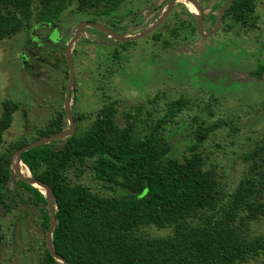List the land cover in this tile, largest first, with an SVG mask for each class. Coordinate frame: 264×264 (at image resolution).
Returning a JSON list of instances; mask_svg holds the SVG:
<instances>
[{"label":"trees","instance_id":"1","mask_svg":"<svg viewBox=\"0 0 264 264\" xmlns=\"http://www.w3.org/2000/svg\"><path fill=\"white\" fill-rule=\"evenodd\" d=\"M228 1L223 0L221 6ZM124 2L0 0V42L27 26L32 28V23L52 27L74 6L80 13L101 10L100 15L109 17ZM256 2L235 0L225 10L222 32L229 33L237 27L255 28ZM189 19L187 27L173 28L172 37L177 43L187 38L183 34L197 33L198 18L190 14ZM217 20L213 17L214 24ZM118 23L112 24L114 32ZM160 37L157 32L152 35L155 41ZM71 39V35L63 36V42ZM210 48L198 58L201 75L189 77L195 85L206 71L220 69L224 64ZM263 76L264 64H258L253 77L262 80ZM186 105L184 98L175 100L163 116L150 120L141 119L142 107L124 110L122 127L117 122L116 104L106 102L90 118L88 129L82 128L87 115L73 112V136L23 153V173L28 169L35 180L53 192L57 221L53 245L59 257L68 264H264V234L247 233L251 225L264 221V160L260 156L264 147L247 157L253 163L249 176L239 182L233 193L226 194L217 172L207 166L201 152L214 127L197 125L194 144L186 149L187 155L176 157L172 152L170 135L178 127L176 119ZM20 108L13 101L2 103L0 209L5 214L12 209L9 186L16 181L42 210L43 228L48 232V201L39 189L14 174L13 159L28 144L66 131L68 118L65 109L61 110L44 130L36 132V137L20 139L3 152L4 135ZM74 167L77 177L90 173L105 194L82 183L74 184L70 178ZM119 190L123 195L118 194ZM148 228L170 229L171 234L152 237L145 233ZM42 254L40 264H60L46 246Z\"/></svg>","mask_w":264,"mask_h":264},{"label":"rangeland","instance_id":"2","mask_svg":"<svg viewBox=\"0 0 264 264\" xmlns=\"http://www.w3.org/2000/svg\"><path fill=\"white\" fill-rule=\"evenodd\" d=\"M199 1L203 8V31L208 35L217 26L213 17L219 18L223 0ZM169 2L125 0L109 17L100 15L101 10L80 13L74 6L52 27L32 23V28L27 26L1 41L0 114L3 102L13 101L21 107L4 135L1 150L6 151L20 139L36 137L38 130H44L64 110L69 83L66 56L71 40L63 42V36L73 38L82 22L101 24L111 30L112 24L119 22L115 28L119 36H137L161 18ZM256 3L255 28L237 27L227 33L222 32V22L212 36L202 38L197 30L196 34H183L187 38L178 43L172 37L173 28L187 27L189 15L197 17L195 13H199L188 1L176 3L155 31L161 35L159 41L152 38L153 33L141 40L119 43L101 31L86 28L73 52L76 83L72 110L87 115L82 128L90 127V118L106 102L116 104L117 122L123 127L124 110L142 107V120L158 119L167 112L170 103L184 98L188 105L176 119L178 127L170 135L173 154L187 155L186 149L194 144L193 132L197 125L214 127L201 152L207 166L217 172L225 193H233L239 182L250 174L253 163L247 157L264 147V76L262 80L253 77L258 64H264V0ZM167 41L171 43L168 46ZM210 47L224 64L220 69L206 71L195 85L189 77L201 75L198 58L204 51H210ZM115 55L119 57L116 60ZM24 62L38 67L39 74L28 76L22 67ZM260 156L264 160V152ZM261 164L264 166V162ZM76 170V167L70 170L74 184L82 183L105 194L90 173L77 177ZM9 187L12 209L6 214L0 209V264H40L48 236L43 228V212L16 181ZM145 233L166 237L171 230L148 228ZM247 233L264 234V221L251 225Z\"/></svg>","mask_w":264,"mask_h":264},{"label":"water","instance_id":"3","mask_svg":"<svg viewBox=\"0 0 264 264\" xmlns=\"http://www.w3.org/2000/svg\"><path fill=\"white\" fill-rule=\"evenodd\" d=\"M179 1H182V0H170V2L168 4V9L166 10L165 13L162 14L161 18L155 24L152 25L151 27H149V29L146 30L145 32H143L137 36H133V37H128V38L121 37L116 32H114L113 30H111V29H109L106 26L101 25V24H96V23H91V22H82L80 24V26L77 28V31L74 33V36L71 39V41L67 47L66 58H67V66H68V72H69L70 79H69V83H68V86L66 89V100H65L64 109H65V112L67 114V118L69 121V128L64 132H61V133L55 134L53 136L46 137L44 139H40V140H37V141H34V142L28 144L27 146L20 149L17 152L15 159H13L14 160L13 161L14 174L20 180L27 182L31 186H33L32 185L33 183L39 184V186H41L43 189H45L46 194H43L42 192L41 193L46 197V199L48 201V207H49V213H50V219H51L50 227H49V231H48V236H47V249H48L49 253L60 264H68V263L63 258L59 257L56 254L55 249H54V245H53V232H54L56 224H57L56 216H55L56 210H55V205H54L53 192H52L51 188L49 186H47L46 184L35 180L33 177H31L30 179H27L19 173V171H18L19 166H20V164H23L22 155H23V153L28 152L30 150H33L37 147L48 145V144L56 142V141L64 140V139L71 137L75 134L76 125H75V121H74V117H73V110H72V91H73L75 83H76L73 52H74L75 45L77 44V42L80 39L83 31L86 28L101 31V32L107 34L108 36L113 37V39L120 41L122 43L134 42L137 40H141V39H144V38L150 36L151 34H153L166 21V19L170 15L171 11L175 7L176 3H178ZM184 1H188L189 3H193L198 8L199 15H197V18H198L197 30H198V33L202 36V38H204L206 36H208V37L212 36L218 31V29L220 28V26L223 22V16H224L225 10L235 0H229L223 6L222 11H221L219 18H218L216 28L211 33H209L208 35H206L203 31V8L201 6V2L199 0H184Z\"/></svg>","mask_w":264,"mask_h":264},{"label":"bare ground","instance_id":"4","mask_svg":"<svg viewBox=\"0 0 264 264\" xmlns=\"http://www.w3.org/2000/svg\"><path fill=\"white\" fill-rule=\"evenodd\" d=\"M182 1H184V0H182ZM192 4V8L193 9H195V5L193 4V3H191ZM196 15H199V13H195ZM74 69H75V66H74ZM69 73V72H68ZM23 166H24V164H20V166H19V173L23 176V177H25V178H27V179H30L31 177H32V175H31V173H30V171L27 169L26 171H27V174L28 175H25L24 173H23ZM33 185V187H35V188H37V189H39L43 194H46V192H45V189H43L41 186H39V184H36V183H33L32 184Z\"/></svg>","mask_w":264,"mask_h":264},{"label":"crops","instance_id":"5","mask_svg":"<svg viewBox=\"0 0 264 264\" xmlns=\"http://www.w3.org/2000/svg\"><path fill=\"white\" fill-rule=\"evenodd\" d=\"M68 47V46H67ZM23 70L26 72V74H28V76H37L39 74V68L37 67H34L33 65H29V64H26V62L23 63ZM33 67V68H32ZM27 70H29L30 72H28ZM69 74V73H68ZM70 79V77H69ZM16 103V102H15ZM21 109V108H20Z\"/></svg>","mask_w":264,"mask_h":264},{"label":"flooded vegetation","instance_id":"6","mask_svg":"<svg viewBox=\"0 0 264 264\" xmlns=\"http://www.w3.org/2000/svg\"><path fill=\"white\" fill-rule=\"evenodd\" d=\"M225 4H226V3H225ZM33 45H34V47L36 46L35 43H34ZM32 68H33V67H32ZM65 98H66V97H65Z\"/></svg>","mask_w":264,"mask_h":264},{"label":"clouds","instance_id":"7","mask_svg":"<svg viewBox=\"0 0 264 264\" xmlns=\"http://www.w3.org/2000/svg\"><path fill=\"white\" fill-rule=\"evenodd\" d=\"M152 35V34H151Z\"/></svg>","mask_w":264,"mask_h":264}]
</instances>
